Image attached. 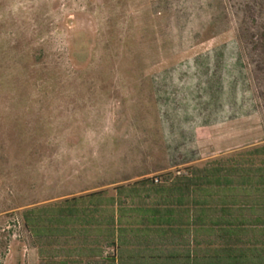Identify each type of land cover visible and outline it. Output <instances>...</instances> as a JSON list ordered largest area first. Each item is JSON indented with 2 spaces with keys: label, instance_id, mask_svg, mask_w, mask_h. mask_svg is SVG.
<instances>
[{
  "label": "rangeland",
  "instance_id": "1",
  "mask_svg": "<svg viewBox=\"0 0 264 264\" xmlns=\"http://www.w3.org/2000/svg\"><path fill=\"white\" fill-rule=\"evenodd\" d=\"M264 142V0H0V264L41 206Z\"/></svg>",
  "mask_w": 264,
  "mask_h": 264
},
{
  "label": "trees",
  "instance_id": "2",
  "mask_svg": "<svg viewBox=\"0 0 264 264\" xmlns=\"http://www.w3.org/2000/svg\"><path fill=\"white\" fill-rule=\"evenodd\" d=\"M184 170L24 209L39 264H264V143Z\"/></svg>",
  "mask_w": 264,
  "mask_h": 264
},
{
  "label": "built area",
  "instance_id": "3",
  "mask_svg": "<svg viewBox=\"0 0 264 264\" xmlns=\"http://www.w3.org/2000/svg\"><path fill=\"white\" fill-rule=\"evenodd\" d=\"M155 182H157V179H155Z\"/></svg>",
  "mask_w": 264,
  "mask_h": 264
},
{
  "label": "crops",
  "instance_id": "4",
  "mask_svg": "<svg viewBox=\"0 0 264 264\" xmlns=\"http://www.w3.org/2000/svg\"><path fill=\"white\" fill-rule=\"evenodd\" d=\"M261 143H264V142H261Z\"/></svg>",
  "mask_w": 264,
  "mask_h": 264
}]
</instances>
